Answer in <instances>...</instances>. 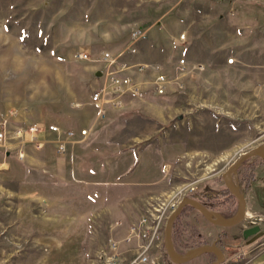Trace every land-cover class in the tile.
I'll use <instances>...</instances> for the list:
<instances>
[{"label":"rangeland","instance_id":"rangeland-1","mask_svg":"<svg viewBox=\"0 0 264 264\" xmlns=\"http://www.w3.org/2000/svg\"><path fill=\"white\" fill-rule=\"evenodd\" d=\"M138 27L147 38L127 60L161 65L173 78L177 61L185 59L184 90L155 96L152 83L159 72L133 73L140 93L124 96L123 109L109 110L108 142L121 141L122 153L138 146L154 149L161 180L137 186L120 177L134 172L137 157H108L107 183L90 177L86 164L76 176L77 162L65 157L34 164L0 151V264H106L111 242L119 243L128 264L144 244L121 242L129 227L152 206L179 202V191L188 187L194 192L184 198L218 213L237 210L238 204L221 205L213 197L225 187L222 174L239 155L264 147V0H0V109L14 111L23 126L80 130L96 116L91 96L108 83L97 58L124 50ZM181 34L186 41L179 40ZM245 51L247 60L235 56ZM80 53L91 61L79 60ZM144 158L143 165H149L151 157ZM260 161L254 155L237 168L238 190L241 176ZM250 188L260 209L253 213L246 205L243 222L232 228L213 226L184 208L171 234L173 252L180 256L215 246L225 235L230 254L235 253L241 232L258 218L260 232L252 240L263 234L264 165ZM241 194L246 198V191ZM249 250L241 253L250 255ZM148 258L172 264L163 236ZM214 259L213 253H202L184 264Z\"/></svg>","mask_w":264,"mask_h":264},{"label":"built area","instance_id":"built-area-1","mask_svg":"<svg viewBox=\"0 0 264 264\" xmlns=\"http://www.w3.org/2000/svg\"><path fill=\"white\" fill-rule=\"evenodd\" d=\"M230 14H233L230 11ZM147 38L146 31L142 28H134L130 34L129 45L117 53L103 52L97 58V62L101 66V71L106 81L104 87L95 91L91 96V104L96 109L94 122L97 123L105 118L108 110L118 111L124 108L123 97L132 95L138 97L140 88L133 82V73H145L147 70L159 72L153 80V91L156 96H163L167 93H182L184 84L180 81L188 73V66L185 59L177 61L175 72L177 77L170 78L164 74L161 65L150 66L148 64H132L127 61L128 56L137 54L138 43L145 41ZM180 41H186L185 34L179 36ZM78 59L82 61H91L87 53H80ZM234 59L227 60L229 65L233 64ZM201 69V68H199ZM17 119L14 111H4L0 109V151L6 156L10 153L15 154L18 160L25 158V148L34 145L36 149L43 148V142L38 141V136L42 133L56 136V142L59 152L65 153L68 143L74 142L78 138L85 140L90 129L65 130L63 131L56 125H48L45 127L42 123H32L23 126ZM194 192L193 187L185 188L179 191L180 201L187 193ZM179 201V202H180ZM179 202L161 203L156 207L152 206L151 212L142 217L137 224H132L127 235L121 241L125 245L133 242L143 241L144 244L139 246L138 255L128 264H154L148 258V252L156 241L163 236V222L178 206ZM168 212V213H167ZM171 215V214H170ZM261 218L252 222L253 225H259ZM117 242H111L109 246V256L106 264H124L121 259ZM264 245V243H262ZM238 256V255H237Z\"/></svg>","mask_w":264,"mask_h":264},{"label":"crops","instance_id":"crops-1","mask_svg":"<svg viewBox=\"0 0 264 264\" xmlns=\"http://www.w3.org/2000/svg\"><path fill=\"white\" fill-rule=\"evenodd\" d=\"M235 54L237 58L244 57L247 60V51H245L243 54ZM262 57L264 61V54ZM127 61L132 63L130 59ZM108 112L109 110L107 111L104 118L106 119L107 117V120L104 123H95V118L90 122H84L82 125L83 127L80 129H90L88 137L83 141L78 138L74 142L68 143L65 153L59 152L58 145L55 140L56 137L54 140H51V135L47 133L40 134L38 136V141L43 142V148L38 150L34 145L27 146L25 148L26 161L35 164L41 162L44 157H58L59 160L63 159L62 157H65V159L68 160V163L77 162L79 172H75L76 176L80 177V170L83 168L82 164H86L84 168L88 171V175H90V177L91 174H95L96 177L103 178L107 182L108 175L112 173V167L108 166V157H137L138 164L136 169L133 170L134 172H126L120 177H126L128 184L137 186H145L159 182L162 176L160 168L161 159L160 154L155 152L154 149L149 147L148 149H139L138 146L132 149L131 152L122 153L120 148L122 144L121 141L118 140L116 142H112L111 144L108 142V128L110 126L108 123ZM145 150H147V154H145ZM10 156L11 155H4L3 157ZM144 157H151L150 164L147 166L143 165L145 161ZM42 164L45 165L44 162H42ZM5 165L9 166L7 163ZM262 168L263 166L261 165L257 167L255 171V177L257 172ZM44 169V171L49 172L51 168L47 167ZM245 200L247 202V208L250 212L256 213L260 209L257 197L250 187L246 191ZM226 240H228V237L225 238L223 242L226 245L225 247L227 248V254H230ZM238 240L241 243H239L236 247L235 253H231L229 255L226 263L224 264H264V245H262V243H264V233L256 236V238L253 240L252 237L244 238L243 236H241V238ZM232 242H235V240ZM245 249H250V255L241 253V251ZM236 251H238L240 256L236 255ZM242 256H246L249 259L246 262H243V258H241Z\"/></svg>","mask_w":264,"mask_h":264},{"label":"water","instance_id":"water-1","mask_svg":"<svg viewBox=\"0 0 264 264\" xmlns=\"http://www.w3.org/2000/svg\"><path fill=\"white\" fill-rule=\"evenodd\" d=\"M96 76L101 77L102 73L98 71L96 72ZM254 155L257 156L262 162H264V147L261 146L245 153H242L229 165V167L222 174V179L224 181L225 188L238 202V211L234 217L230 219H224L218 213L209 211L204 205L192 198L186 197L179 202L176 209L169 216L163 232L164 249L172 264H184L193 259L195 256L202 253H213L214 255H216V260L211 264H222L224 262V255L214 245H203L201 247L191 249L183 255H176L172 250V227L176 219L179 217V215L182 213L183 209L186 206H190L195 209L213 225L220 226L223 228H230L240 224L246 216V202L240 192V189L239 191L234 189L231 177L243 162L247 161ZM259 232L260 228L258 226H253L243 231V237L249 238L257 235Z\"/></svg>","mask_w":264,"mask_h":264},{"label":"flooded vegetation","instance_id":"flooded-vegetation-1","mask_svg":"<svg viewBox=\"0 0 264 264\" xmlns=\"http://www.w3.org/2000/svg\"><path fill=\"white\" fill-rule=\"evenodd\" d=\"M246 162V161H245ZM260 165L261 166H263L264 165V162H262V161H260ZM257 167L258 166H251V167H248V169H247V171H246V173L245 174H247L248 172H251V173H253L254 174V179L252 180V181H254L255 180V171H256V169H257ZM251 181V182H252ZM238 187H239V189H240V192L242 191V192H245V191H247L248 190V188L250 187H248V188H246V189H241V187L239 186V181H238ZM223 189H226L225 187L223 188ZM227 190V189H226ZM229 192V191H228ZM233 197V196H232ZM245 199V198H244ZM227 200H229L228 201V203L227 204H225V205H228V204H232V203H235V205H237L238 204V202L236 201V199L233 197V198H228ZM245 202H246V200H245ZM205 204V203H204ZM203 204V205H204ZM246 205H247V202H246ZM214 205H211V207H213ZM209 211H211V212H214V213H218V212H216V211H214L213 209H211L210 207H208V206H205ZM192 210H195V209H192ZM237 211H238V208H237V210H234V212H231V211H228L226 214H231V216L230 217H228V218H226V219H230V218H232V217H234L235 215H236V213H237ZM219 215H221L222 217H224V213H218ZM224 219H225V217H224ZM207 220V219H206ZM208 221V220H207ZM261 221H262V219H261ZM209 222V221H208ZM243 222V221H242ZM241 222V223H242ZM213 225V224H212ZM239 225V224H238ZM213 226H216V225H213ZM237 226V225H236ZM255 226H258V227H260V224L259 225H255ZM216 227H219V228H222L223 229V227H220V226H216ZM235 227V226H234ZM230 228H232V227H230ZM248 229V228H247ZM241 235L243 236V231L241 232ZM225 238H227V237H225V235L223 236V238H217V241H216V244H215V247L216 248H218L221 252H222V254L224 255V262L222 263V264H224V263H226V260H227V248L225 247V244H224V242H223V240L225 239ZM218 241H221L220 243H218ZM217 243H218V245H217ZM217 245V246H216ZM216 259H214V261H215ZM213 261V262H214ZM211 264V263H210Z\"/></svg>","mask_w":264,"mask_h":264},{"label":"trees","instance_id":"trees-1","mask_svg":"<svg viewBox=\"0 0 264 264\" xmlns=\"http://www.w3.org/2000/svg\"><path fill=\"white\" fill-rule=\"evenodd\" d=\"M254 179V174L253 173H251V172H248L247 174H244V175H242L241 176V179L239 180V186L241 187V189H246V188H248L249 186H250V183H251V181ZM213 198H215L216 200H220V201H217L218 203H220L221 205H223V204H227L228 203V201L229 200H227L228 198L230 199V198H233L232 197V195L228 192V190H226V189H222L220 192H218L217 193V195L215 196V197H213ZM220 198V199H219ZM186 207H188V208H190V209H193L192 207H190V206H186ZM185 207V208H186ZM231 216V214H224V217L225 218H228V217H230ZM173 229H174V225H173V227H172V235H174L173 234ZM172 241H174L175 242V239L173 240L172 239Z\"/></svg>","mask_w":264,"mask_h":264},{"label":"bare ground","instance_id":"bare-ground-1","mask_svg":"<svg viewBox=\"0 0 264 264\" xmlns=\"http://www.w3.org/2000/svg\"><path fill=\"white\" fill-rule=\"evenodd\" d=\"M231 179H232V185H233L234 189L237 190V191H239L237 189V186L235 185V175L234 174L232 175Z\"/></svg>","mask_w":264,"mask_h":264}]
</instances>
